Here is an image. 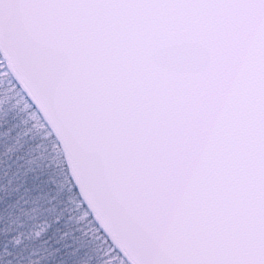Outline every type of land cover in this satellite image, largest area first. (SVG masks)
Here are the masks:
<instances>
[{"label": "snow or ice", "instance_id": "1", "mask_svg": "<svg viewBox=\"0 0 264 264\" xmlns=\"http://www.w3.org/2000/svg\"><path fill=\"white\" fill-rule=\"evenodd\" d=\"M0 264H264V0H0Z\"/></svg>", "mask_w": 264, "mask_h": 264}]
</instances>
